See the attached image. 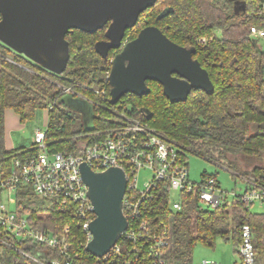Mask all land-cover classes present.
Returning <instances> with one entry per match:
<instances>
[{"label":"trees","instance_id":"16d2710c","mask_svg":"<svg viewBox=\"0 0 264 264\" xmlns=\"http://www.w3.org/2000/svg\"><path fill=\"white\" fill-rule=\"evenodd\" d=\"M241 1L245 8L237 10L235 0H157L126 30L124 39L152 24L173 41L196 47L194 57L208 70L215 89L212 94L193 90L184 101L171 102L164 95L162 84L151 80L149 94L126 93L112 104L108 74L116 49H111L107 59L95 49V42L105 37L107 25L93 33L75 28L66 35L70 60L60 74L0 42V168L8 171L17 159L37 152L35 142L31 146L6 147L5 119L9 108L22 122L31 118L37 108H48L45 141L51 152L80 151L81 142L87 140L83 135L114 125L124 110L166 133V138L181 149L180 159L187 167L189 152L234 169L238 173L233 172V177L239 174L264 185V50L258 38L251 36V26H263L264 0ZM200 38L205 41L200 42ZM67 87L71 89L65 91ZM142 106L153 111L151 118L142 114ZM73 107L84 108L86 118ZM238 156L248 164L239 163ZM237 165L243 169H235ZM209 177L220 185L216 174L206 170L200 181ZM180 196L182 208L177 210L171 205L170 190L159 181L141 204L152 230L166 227L165 264H195V246L202 243L214 247L218 238L232 241L238 250L244 224L251 226L259 263L264 254V212L251 211L241 194L214 208L202 204L194 191L182 192ZM16 209L35 227L64 236L65 249L61 253L62 247L26 240L19 242L18 248H1L0 262L40 264L20 252L21 248L46 255L48 261L49 255L57 256L61 264L105 262L86 250L88 233L75 203L45 198L31 186L19 185ZM135 244L125 241L124 256L118 260L113 255L108 260L119 262L129 257Z\"/></svg>","mask_w":264,"mask_h":264},{"label":"built area","instance_id":"2783aa9c","mask_svg":"<svg viewBox=\"0 0 264 264\" xmlns=\"http://www.w3.org/2000/svg\"><path fill=\"white\" fill-rule=\"evenodd\" d=\"M264 10V1L262 2ZM251 36L264 37L263 26H251ZM204 42L205 38H200ZM87 140L81 142V150L72 152L60 150L51 152L45 141V132L38 129L35 135L37 152L26 155L15 161L8 171L0 168V247L13 246L18 243L34 241L50 247H62L64 252V236H58L32 225L25 214L19 215L16 209L17 190L19 185L31 186L42 197L73 202L83 219V227L88 233V241L92 234L88 229L89 222L95 217L88 186L80 173V164L86 162L95 171H103L109 167L122 168L127 176V190L123 198V211L128 225L123 230L114 246L102 257L107 263L102 264H165L164 248L167 244L166 227L161 231L152 230L150 220L144 216L143 200L150 189L159 181L169 190L176 189L179 196L171 199L174 209L182 208V192H195L199 201L205 206L214 208L231 197L241 194L246 205L255 201L264 203V185L253 178H246L249 187L243 193L228 192L218 184L214 177L204 181H193L189 178L188 167L180 159L182 152L162 133L156 131L147 121L136 114L120 111L114 125L97 129L88 133ZM147 168L153 171L152 179L144 189L138 186L139 171ZM15 196V207H11ZM69 226L66 227V231ZM241 242L237 254L239 264H257V252L253 242V233L249 224L241 227ZM137 243L130 250L129 257L116 262L108 260L110 256H124L125 241ZM87 241V242H88ZM25 256L40 264H61L57 256L39 255L21 248ZM117 260V261H118ZM0 264H6L0 262ZM68 264V263H64ZM195 264H219L215 260L204 259Z\"/></svg>","mask_w":264,"mask_h":264},{"label":"water","instance_id":"95a60500","mask_svg":"<svg viewBox=\"0 0 264 264\" xmlns=\"http://www.w3.org/2000/svg\"><path fill=\"white\" fill-rule=\"evenodd\" d=\"M156 1L0 0V42L41 67L60 74L70 60L66 35L75 28L93 33L107 25L106 38L96 41L95 49L107 59L110 49L121 47L109 73L112 104L126 93L149 94L152 89L148 80L161 83L164 95L171 102L184 101L198 89L212 94L214 83L208 70L194 57L196 47L173 41L156 25H146L136 37L123 42L126 30L133 27L140 14ZM235 1L237 10L245 8L244 1ZM140 110L146 118L153 116L147 106ZM80 173L88 186L87 193L95 213L88 225L92 237L86 250L102 257L128 225L123 211L127 176L120 167L95 171L86 162L80 164Z\"/></svg>","mask_w":264,"mask_h":264},{"label":"rangeland","instance_id":"374dc122","mask_svg":"<svg viewBox=\"0 0 264 264\" xmlns=\"http://www.w3.org/2000/svg\"><path fill=\"white\" fill-rule=\"evenodd\" d=\"M259 46L264 50V37L258 38ZM71 88L67 87L65 91H69ZM99 94L103 93V90H98ZM74 111L86 118L87 113L84 108L73 107ZM12 115V118L10 117ZM18 114L13 110L9 109L7 112V137L11 142L10 147H17L19 145L31 146L35 142L36 131L40 129L46 132L48 129V108H37L34 115L21 122L18 118ZM20 121V122H19ZM165 137L168 135L162 131H159ZM89 137L86 133L83 135ZM238 162L242 165H247L248 162L242 156L237 157ZM188 161V173L189 178L193 181H200L202 178V173L206 170L208 173L216 174L221 187L228 192L236 191L237 193H243L246 185V178L237 174L233 177L232 173L236 172L234 169H229L228 167L220 164H215L205 158L198 156L193 153H187ZM242 170L243 166L237 165V168ZM238 173V172H236ZM153 171L147 168H143L139 171L138 176V186L140 189H144L147 183L152 179ZM171 199H176L179 196V191L176 189L170 190ZM231 199V195L228 196ZM15 196L12 198L11 207H15ZM249 208L253 212H264V203L258 201L253 202L249 205ZM1 249V247H0ZM237 247L230 240H225L224 238H218L214 247L198 243L193 252L194 263H200L204 259L215 260L219 264H235L238 258ZM258 264H264V254L260 257Z\"/></svg>","mask_w":264,"mask_h":264},{"label":"flooded vegetation","instance_id":"af4514ba","mask_svg":"<svg viewBox=\"0 0 264 264\" xmlns=\"http://www.w3.org/2000/svg\"><path fill=\"white\" fill-rule=\"evenodd\" d=\"M152 25V24H151ZM145 27V26H144ZM143 28V27H142ZM141 28V29H142ZM106 29H107V27H106ZM106 29H105V31H106ZM140 29V30H141ZM139 30V31H140ZM139 31H138V33H139ZM105 33V32H104ZM138 33H137V35H138ZM137 35H135L134 37H136ZM134 37H132V38H128V39H123V42H126V41H129V40H131V39H133ZM106 37H104V38H102V39H105ZM125 38V37H124ZM99 40H101V39H99ZM117 50V51H116ZM116 50L114 51L115 52V56L112 58V60H111V66H112V61L114 60V58L116 57V55L121 51V47L120 48H116ZM110 51H111V49H110ZM110 51H109V53H110ZM109 55V54H108ZM110 70H111V68H110ZM109 73H110V71H109ZM108 79H109V74H108ZM151 80H148V82H150ZM147 82V83H148Z\"/></svg>","mask_w":264,"mask_h":264},{"label":"crops","instance_id":"0c3cea01","mask_svg":"<svg viewBox=\"0 0 264 264\" xmlns=\"http://www.w3.org/2000/svg\"><path fill=\"white\" fill-rule=\"evenodd\" d=\"M10 109V108H9ZM9 109H7L6 110V119H5V127H6V147L7 148H12V147H10V145H11V142L9 141V139H8V137H7V122H8V120H7V112H8V110ZM19 116V115H18ZM10 117L12 118V115H10ZM19 118V120H20V117H18ZM21 121V120H20ZM19 121V122H20ZM22 122V121H21ZM22 145V144H21ZM238 255V254H237ZM235 264H239V260H238V258H237V260L235 261Z\"/></svg>","mask_w":264,"mask_h":264}]
</instances>
